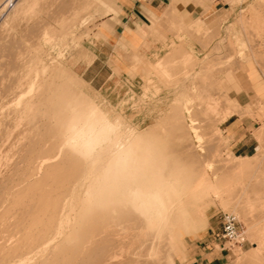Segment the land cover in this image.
<instances>
[{
    "label": "bare ground",
    "instance_id": "1",
    "mask_svg": "<svg viewBox=\"0 0 264 264\" xmlns=\"http://www.w3.org/2000/svg\"><path fill=\"white\" fill-rule=\"evenodd\" d=\"M53 1L57 2V0ZM63 1L61 2L62 5H64ZM171 1L169 11L173 9V11H175V2L173 0ZM34 3L35 0H16L11 4V1L8 2L3 0L1 9L10 6V15H7L8 19H15L14 17L17 16L19 12L30 13V10L28 11L27 9H29L31 5L33 6ZM73 4L74 2H72V5ZM78 4L80 3H76V5ZM56 5L55 3L54 6L56 7ZM65 6L64 7L67 9L68 4ZM71 7L74 9V5ZM83 7L84 6H82V8ZM51 8L53 7L51 6ZM77 8H79V6H77ZM66 9L63 10L66 12ZM46 10L44 13L48 12H46ZM55 10L54 8L52 11ZM70 10L71 8L67 10V13L70 12ZM35 11L36 10L32 11L33 14ZM57 11L58 10H56V12ZM61 12L58 14L63 16L64 22H61L62 19L60 18L58 21L64 24L67 22L66 16L69 20V14L65 15ZM72 12L75 13L77 11ZM50 14L51 17L53 14L54 16L57 15H55V12H49V15ZM31 15L28 16V20L32 18L30 17ZM72 16L70 18H72ZM35 17H37V15ZM56 17H59V15ZM76 18L77 16L73 19L76 20ZM83 18L84 17H82V19ZM42 19H36L38 25L42 23ZM33 21L34 19L32 22ZM39 21L41 23H39ZM51 21H53V18ZM5 23L7 24V22ZM43 24V28L45 26L46 29H39L38 32H35L37 30L34 31L35 25H28L27 29H29V31H26L25 38H34V40L36 39V43L38 38L41 39L43 43H51L50 41L53 38L52 31L55 30L57 32V29H53L52 27V31H50L51 29L47 31V27H51V25L48 26L44 21ZM78 24L80 25V23ZM56 25H58V23H56ZM3 26L7 27L8 25L2 24L0 28L1 31L2 28H4ZM36 28H42V25ZM60 29L63 30L64 28ZM24 30H26V28ZM24 30L23 32H25ZM21 32L22 31H19L20 34ZM59 32L60 31L57 33ZM19 33L16 35L17 37L20 36ZM187 33H189V31ZM54 39L55 38H53V40ZM19 41H23L25 45L27 42L29 43L27 39L24 41L22 37ZM19 41H16V44L13 43V45H17ZM184 41L185 40L181 41L183 45L185 43ZM9 45L12 44L9 43ZM50 45L48 44L47 46L49 47ZM37 46L39 45L34 44V48L30 47L29 43V47L33 48L38 55L37 52L43 47L39 48ZM146 46L148 47L149 45ZM22 47L25 46L22 45ZM6 48L5 50L7 51L8 48ZM11 48H13V46ZM11 48L9 51L12 52L16 49ZM30 48L29 50H31ZM38 48L39 50L37 51ZM24 49L26 50V48ZM29 50L27 49V53L23 50L26 53L25 55L23 52L25 56L28 54L25 59H23L24 55L21 57V54L16 55L18 54L16 52H14L15 55L10 52L12 55H6V57H4L5 59L3 57L0 58V264H165L167 261L173 264L172 255L169 253L167 247H169L175 237L179 238L182 236V232L178 230V227H183L185 233L189 231V227L193 230H198L206 226L207 218L204 212V206L211 202V198L208 195L209 191L213 190L211 191L213 192V196L219 199L225 207L233 205L232 210L237 211L244 208L243 206L245 205H242V200L240 199L242 196L240 198L238 196L233 197L235 194L232 196V193H229L230 195L228 194V196L230 197L227 196L223 198V194H225L224 192H226V190L220 188L214 189L215 184L219 182L222 176V171L230 170L233 166L235 167V165L231 164V162L229 163L230 157L226 156L228 159L230 158L229 160L227 158L219 159L218 157L216 162L219 161L220 163L218 162L219 165H216V167L218 166V170H222L221 174L218 175L217 169H210L209 161H211L212 157H209L210 159L207 158V160L205 159V150L208 148H204V144L201 143V134L198 131L199 126H196V121L198 120L194 117L196 114H194V116L191 114L193 112H191L192 109H190L189 106L190 102L189 104H186L188 102L184 103L180 108L181 118L183 120L184 118L187 119L186 121L180 120L182 123L184 122L183 125L181 122L175 123V120H173L174 118L169 122H174L175 125L178 124V128L181 126L182 132L178 130L180 136L178 135L179 137H177L176 134L172 136L175 138L182 137L186 140L180 145L174 144L172 146L171 143V147H167L169 145H164L165 142L161 145V142V144H159L161 149L158 150L157 147L156 149L147 145V143H150L147 142V138L149 137L148 134L151 136L148 132H150L151 129H156L154 125L158 121H154L155 124L143 131L137 130V126L134 127V125L133 127L129 125L128 128H124L125 125L122 126L121 123L122 118L119 120L117 116L113 115V117L109 114V112L113 111L111 108H109L111 111L108 110V108L105 109L106 107L104 110L98 103H95L93 99L94 102L90 100L88 94L84 92L88 96L86 97L83 93H80L79 89H77L78 87L76 88L74 86L78 81L74 73H68V71L63 70L68 74L64 73V75H67L65 78L66 75L64 76L62 71L57 72V70L55 72L57 68H61L60 70L64 69L61 66L58 67V65L62 63L57 65L56 62H53L55 64L51 65L52 62L50 64L49 62L52 60H50L47 64H43L41 59H38L41 56H34ZM17 51H19V49ZM43 52L45 53L44 50ZM43 52L40 51V55H43ZM185 52L186 51H184V53ZM188 53L189 52H186V54ZM186 54V57L191 55ZM57 56H59V54ZM34 57L37 58L38 61L37 59L35 60ZM51 58L55 59L53 57ZM153 60H155V58ZM166 65H164L162 59H158L155 65L153 64L151 66H153L155 70H161L162 72L164 66L167 67ZM145 68L142 70H147ZM148 70L147 72L149 73ZM70 73H72L71 76L74 75L76 81L74 78H70ZM60 75H63V79H57ZM78 83L80 82L78 81ZM146 89L144 88V90ZM204 90L206 91V89ZM59 93L64 94L66 98L64 99L66 101L62 100V102L59 96H57L58 98L56 97V99H58L60 103L57 102L58 100L55 101L54 97ZM143 94L145 96V93ZM188 97L185 98L188 100ZM210 98L211 97H209V99ZM186 99L184 100L186 101ZM209 99L207 103L205 102L207 105L206 108H208L209 111L212 110L215 116L216 113H218V120H223L230 114L231 109L227 106L225 107V105L221 107L220 110L218 109L221 105L219 99L220 103L213 98L211 100ZM177 104L179 105V103ZM169 115L170 114H168V116ZM165 117L167 116L165 115ZM165 117L163 118L166 119ZM169 128L172 127L169 125ZM178 132L175 131V133ZM153 134H156V132ZM168 135H166V137ZM222 141L225 140L222 139ZM211 142H213V140ZM152 143H154V141ZM212 144H214V142ZM224 145L226 146V144ZM209 148H212V145H210ZM218 148L220 147H217V149ZM168 152H172V155L175 154V157L178 154L177 156L181 157L182 160H185L184 162L188 164L184 165L182 163L183 161H179L183 165L178 164L179 162L175 163L177 161L175 160L174 162L171 159V154L170 158H168L169 154L168 156L166 155ZM209 152H212V150ZM211 155L213 156L214 154ZM247 156L248 155H235V157L239 158H245ZM179 157H177L178 160H180ZM244 158L241 159V161L244 160ZM237 160L240 159L236 158V161ZM213 161L214 159L211 163ZM244 162L242 161L241 163L244 164ZM242 164L240 165L242 166ZM237 165L238 167L240 166L239 164ZM208 171H210V173H208ZM223 175L225 179L226 173ZM221 179H223V177H221ZM223 180L221 181L223 182ZM4 184L7 186L5 189ZM234 192L237 193L236 189ZM246 209L249 210L250 208L247 207ZM246 209H244L245 212ZM237 211L236 213H238ZM246 213L248 214L249 212L247 211ZM240 214H242V212ZM263 215L262 213V216ZM262 220H264V218ZM245 221L248 225V229H250L251 226H249L250 223L247 221V215L244 217V222ZM198 223L199 227L196 226ZM261 227H264L263 224ZM259 228L258 230L262 229ZM246 231L247 230H245V233ZM250 231L248 230L247 232ZM258 236L259 234L255 238L258 239L262 237ZM257 243L258 244L255 243L254 246L255 251H257L256 249H258V246L260 247L261 241ZM262 246L261 248L263 249ZM173 247H175V245Z\"/></svg>",
    "mask_w": 264,
    "mask_h": 264
},
{
    "label": "rangeland",
    "instance_id": "2",
    "mask_svg": "<svg viewBox=\"0 0 264 264\" xmlns=\"http://www.w3.org/2000/svg\"><path fill=\"white\" fill-rule=\"evenodd\" d=\"M15 1L16 0L14 1L11 0V4H13V2ZM62 1L57 0L58 2L57 3L53 0L52 1L51 0L50 1L48 0H37L36 1L35 0V3H38V4L34 3L33 6L31 5L29 9H27L28 11L30 10V13L25 12V11H23L25 13L19 12L18 15L14 17L15 19L9 17L11 19L10 20L8 19L7 15H10L9 8L11 7L9 6L7 8L5 7L4 9H1L3 0H0V28L2 27V24L8 25L7 27L3 26L4 28H2V31L0 30V40H1L0 41V53H1L0 58L1 57L4 58L6 57V55H10L11 53L13 54L14 52L18 53L16 55L21 54V57H22V55H24L25 52L26 53L28 52L27 49L29 50L30 47L34 46V44L39 45L37 46L39 48L43 47L40 50L39 48L37 49V51L39 50V52H37L38 55L35 53L33 49L34 47L30 48L31 50L29 51L31 54L33 53L32 55L34 56H37V57L41 56L38 59H41V62L43 64H47L48 61L50 60H52L49 62V64L52 62L51 65L55 64L53 62H56L57 65L62 63L58 65V67L61 66L64 69L60 70L61 68L60 69L57 68L55 72L57 70H58L57 72L62 71L63 75L64 73L67 74V72L63 70L68 71V73L69 72L74 73L75 77L78 79L80 83H78V81L77 83L75 82L76 80H75L74 75H72L73 77L71 76L72 73H70L69 75L71 76L70 78H74L75 80L74 82L76 83V85L77 84L79 85V86L78 85L77 86L74 85V86L76 88L78 87L77 89H79L80 93H83V95H85L86 97L89 96L88 98L90 100L93 99L95 103H98L103 109L106 107L105 109L108 108V110H110L109 108H111V110L113 111L111 110H110L111 112H109L108 110L106 111H108L109 114H111L112 116L113 115L117 116L119 120L120 118H122L121 123H122V126L125 125L124 128L126 127L128 128L129 125H131L130 127H133L134 125V127L137 126L138 128L137 130L143 131V130L149 129V126H152L153 124H155V122L158 121L157 122L158 124L156 123L157 126L156 124L154 125L155 126L154 128H156L157 130L151 129L150 132H148L151 134V136L148 134L149 137L147 138V142H150V143H147V145L150 147L152 146L153 148L157 147L158 150L161 149L159 147L160 146L159 144H161V142H162L161 145H163V143L165 142L164 145H169L167 147H171L170 145L171 143H172V146L174 144L180 145V144H183L184 140H186V139H183L182 137L175 138L172 135L176 134L177 137L180 136L179 135L180 132H178V130L181 131V126L179 125L180 128H178V124L175 125V123H178V122L182 123V121H180V120H183L181 118L180 108L184 105V103L188 102L186 104H189L190 102L189 106H190V109H192L191 112H193L191 114L193 116L194 114H196L194 117L196 118V120H198L196 121L197 122L196 126H199V128L198 127L197 128H198L199 133L201 134V140H202L201 143L204 144L203 145L204 148H208L205 150L206 158L205 157L204 158L207 160V158L210 159L209 157H212L211 161L214 159L212 163L211 161L208 160L210 162V169L211 170L217 169L218 175L221 174L222 170H218L217 168L218 166L216 167V165H219L220 163L218 160L217 161L219 163L216 162V159H218V157L219 159L230 157L232 160L230 158H229L230 160L227 158L229 160V163L231 162V164L235 165V167L233 166L234 171H233V168L227 171H224V170L222 171V176L221 175L220 176L223 177L224 179L223 174L226 173L225 175L226 180L225 179L223 180L220 177L219 182L215 184L214 186L215 188L214 187L213 188L215 190L219 188L225 189L227 194L226 192H224L225 193L223 194L224 196L222 195L223 198H226L229 193L230 194L232 193L231 194L232 196L233 194H235L233 197L238 196L240 198L242 196L240 199L242 200V205L244 204L245 206H243L244 208L241 209L242 211L232 210L233 205H230L231 207L230 206L225 207L224 204H222L219 201V199L213 196V192H211L213 190L211 191L208 190L209 191L208 195L211 198V202L204 206V212L207 218V224L205 227H202L198 230H193L191 229V227H189V231L185 233H184L183 227L182 228L178 227V230L182 232V236L179 238L175 237L172 240L169 247H167L169 249V253H171L172 255L173 264H180L182 257L185 256L188 249L198 244L199 241L203 240L205 237L212 239L208 235V233H210L209 231L211 228H215V231L219 229L221 225L220 224L221 215L224 212H232L237 215L238 221H239V228L244 237V241L242 243L235 244L232 246H225L224 249H222L221 246L218 245L217 241L212 240L214 244L218 245L216 246L217 248L219 247L218 249L225 252L226 259L224 261V264H262L264 263V253H263L264 252L263 251L264 250V242H263L264 241L263 239L264 238L263 237L264 227L263 228L261 227L262 224L264 226V220H262L264 218V215L262 216V213L264 214V206H263L264 205V0H173L175 2L174 7L176 10L173 11L174 10L173 9L170 11V13H168V15L167 14L165 15V17L168 19H165L163 16H160V17L153 18L150 21H148L147 25H145L144 29L142 30L143 41L140 43L139 46L137 47L122 46L121 50L117 51V56L119 57V60L117 61L114 60L116 64L118 65L114 66L113 72H114V76L116 77L118 76L119 78L116 79L117 84H116L115 90L111 91L110 93L112 95L109 94L108 97L105 94L104 90H99L95 87H92L89 83L84 81L80 77V75H78V73L76 72L75 65L79 59H85L86 61H89L88 56H86L87 46L92 40V38L97 37V34H98L97 30L104 27L105 25L104 19L106 18L107 14L109 12L114 11L115 0H93V2L92 0H88V1L81 0L83 2H81L80 0H64L65 1V3L63 1L64 5H62L61 3ZM49 2H52V3H49ZM54 2L58 6L56 5L55 7ZM72 2H74L73 4L74 9L73 7H71L73 6ZM78 2L80 4L76 5V3ZM171 2L172 1L169 0L168 6H170ZM60 3L63 7L68 4L67 9L65 8L66 6L63 8L60 5ZM46 4L47 6L51 4L49 5L50 7L48 6L50 9L46 6ZM81 5L84 7L82 8ZM51 6L53 8H51ZM77 6H79V8H77ZM54 8L58 10L59 12L62 11L61 12L62 14H65V15L69 14L68 15L69 20L67 16L66 17L64 16L65 18H67V20L64 19L67 22L64 24L60 23L58 19L60 18L62 19L61 22H64L62 18L63 16L61 14H58L59 12L58 11L56 12V10L52 11L54 10ZM62 8L64 10L66 9V12ZM69 8H71V10L70 12L67 13V10ZM34 10L36 11L33 14L32 11ZM45 10L46 12L47 11L48 12L44 13ZM72 11H77V12H75L76 13L75 14ZM49 12H52V13L55 12V15L56 14H57L56 16L59 15V17L54 16V14L51 17V14L49 15ZM71 12L72 14L74 13L73 16ZM31 14L34 16H32ZM43 14H45L46 16L48 15L49 18L48 16L46 17ZM29 15H31L30 17L32 18L31 19L29 18L28 20ZM36 15L37 17H35ZM75 15L77 16L76 20L73 19L74 17H76ZM71 16L72 18H70ZM82 17L84 18L82 19ZM52 18L54 22L58 23V25H56V23L51 21ZM5 19H8V20L4 21ZM33 19L34 21L32 22ZM36 19L38 20L42 19L46 24H48V26L51 25V27L49 26L50 28L47 27V31L48 29H51L50 31H52V27L53 29H57V32L60 31L59 33H57L55 30L52 31V37L55 38L54 39L55 41L52 38L50 41L51 43H43V41L38 38V40L40 41L37 40V43L39 42L40 44L39 43L37 44L36 39L34 40V38L32 39L31 37L25 38L26 37L25 34L29 31L27 27L28 25L30 26V24L35 25L34 26L35 28L37 26L40 27L42 25V28H36V29L34 28V31L37 30L35 32H38L39 29L44 30L45 26L43 28V25H44L43 21L41 20L42 23L39 21V23L41 24L38 25L37 23L38 21H36ZM193 19L195 20L192 21ZM5 22H7V24ZM78 23H80V25ZM182 27L183 28L185 27L189 31V33H187L188 31L185 28L183 29ZM23 28L24 29L26 28V30H24ZM60 28H64L66 30L64 29L62 30ZM23 30L25 32H23ZM19 31H22L24 34L21 32L22 34L21 36ZM53 32H54V35H53ZM18 33L20 36L17 37L16 35H18ZM56 35H57V38H56ZM21 37L23 38L24 41L26 39L29 41L30 47H29L28 42H27L28 45L27 43L25 45L23 41H19ZM182 40H185L184 42L186 44L184 43L183 45L181 42ZM16 41H19L18 43H20V44L17 43L18 47L17 45H13V43L16 44ZM8 42L12 45H9ZM48 44L49 45L52 44V45L48 47L47 46ZM22 45H24L25 47H22ZM146 45H149V46L147 47ZM12 46L13 48L17 47L19 51H17L18 50L17 48H16L17 50L14 49L13 52L9 51ZM5 48L7 49V51L5 50ZM24 48H26V50ZM43 50L45 51V53L43 52ZM21 51L22 53L23 52L24 53L22 54ZM40 51L43 52V55L42 54L40 55ZM184 51L189 52L188 54H191V55L186 54V52L184 53ZM58 54L59 56H57ZM185 54L188 55V57H186ZM13 55H15V53ZM25 55L23 56L24 57L23 59H25L28 56V54L27 56ZM51 57L55 59H52ZM154 58L155 60H153ZM34 59L36 60L37 58L34 57ZM156 59L157 60L162 59V62L164 63V65L167 64L166 65L167 67L164 66V70H162V72L161 70H155V68L151 66L153 64L155 65L157 61ZM53 60H56V61H53ZM142 65L144 66V68L146 67L145 69L147 70L149 68L148 70L149 73L147 72V70H144V71L142 70L144 69ZM186 67L189 69H187ZM63 75H60V77H58L57 79L62 78ZM67 75L65 76V78L67 77ZM81 81H82V84H81ZM144 88L145 89L147 88V89L144 90ZM204 89H206V91ZM84 92L88 94V96ZM200 92L201 93L204 92V93H202L201 95ZM143 93H145V96ZM57 96H59V99L61 97V101L62 100L64 101L66 99L63 93H59L55 95L54 97L55 101L58 100L56 99ZM188 96L190 97V99ZM208 96L211 98L209 99ZM185 97L186 98L188 97L189 101ZM199 97H201L202 99ZM212 98L218 102L220 100L221 103L220 102L219 103L221 105L220 106L218 105L219 110L224 105L225 107L226 106L229 107L231 109V110L229 109L231 113L230 115H232V117H239L250 128V131L253 137L251 139L253 142L250 148L248 149V152L244 154V155H248L247 157L245 158L235 157V154L229 148L228 138L223 131L224 120L227 117L224 120H220V119L218 120V113H216V116H215L214 115L215 113L212 110L209 111V109L206 108L207 107L206 103L208 102V99L211 100ZM184 99H186V101ZM122 100H124L125 102ZM178 100L179 101L181 100V101L179 102ZM57 102L60 103L59 100ZM177 103H179V105ZM169 106H170V109H169ZM176 112H178L180 115ZM211 112H212V115H211ZM167 113L170 115L168 116ZM117 114L120 116H118ZM165 115L168 118L165 117ZM163 117H165L166 119H164ZM172 119L175 120L174 121L175 123L174 122L169 123L170 121H172ZM186 120L187 119L184 118L183 121H186ZM206 122H209L210 124ZM168 124L172 128H169ZM153 131L156 132L157 135L153 134L154 133ZM175 131H177L178 133H175ZM219 134H220V137H219ZM153 135H155L156 137ZM166 135L168 136L166 137ZM165 138H169V139H165ZM219 138L220 139L222 138L225 141H222V139L220 140ZM152 140L154 141V143H152L153 142ZM207 140H210V141H207ZM212 140L214 144H212L213 143L211 142ZM208 142L209 143L211 142V143L209 144ZM208 144L209 146L212 145V148H209ZM224 144H226V146ZM217 147H220V148L217 149ZM208 150L209 151L212 150V152H209ZM171 153L172 152L170 153L168 152L166 154L167 156L169 154L168 158L171 157L172 155ZM211 154H214V155L212 156ZM177 155L175 157V154H173L171 158L174 162L175 160L177 161L175 163H178L179 161L180 162L183 161L182 163L184 165L188 164L184 162L185 160H182V158ZM236 156H239V155H236ZM177 157H179L180 160H178ZM236 158L240 160H237L238 161L237 162ZM243 158L244 160L242 161L243 162L245 161L244 164L241 163L242 162L241 159ZM180 162L178 164L183 165ZM246 162H247V165H246ZM237 164L239 165L242 164L243 167L240 165L241 167L239 166L240 167L239 169ZM208 173H210V171H208ZM229 176L231 179L229 178ZM221 180H223V182ZM6 184H4V189L8 186V184L7 186H5ZM235 189L237 193L234 192ZM247 207L252 210L249 209L250 210L249 211L248 209H246ZM244 209H246V212L247 211L249 212L248 214L250 216L244 211ZM236 211L238 213H236ZM240 211L242 212L243 215L240 214L241 213ZM258 213L261 215H259ZM246 215H247V221L248 223H250L249 226H251L250 227L251 231L250 229H248V225L246 224V221L244 222V217H246ZM196 226L199 227V223ZM259 227L262 229H260ZM258 228L260 230H258ZM254 229L258 230V231L256 230L257 233L260 232L258 233L259 234L258 237L260 236L262 237L260 238L257 237L260 240L255 238L258 234L256 233ZM245 230L247 231L249 230L250 232L246 231L245 233ZM262 231H263V234H262ZM255 233L256 235L254 236ZM173 241H174V244H173ZM256 241L257 242L261 241L260 247L258 246L257 247L258 249H256L257 251H255L254 249L255 243L258 244ZM174 245L175 247H173ZM261 246L263 247V249L261 248ZM166 263L168 264L169 262L167 261Z\"/></svg>",
    "mask_w": 264,
    "mask_h": 264
},
{
    "label": "crops",
    "instance_id": "3",
    "mask_svg": "<svg viewBox=\"0 0 264 264\" xmlns=\"http://www.w3.org/2000/svg\"><path fill=\"white\" fill-rule=\"evenodd\" d=\"M168 5L169 0H115L114 11L104 19L107 26L98 29L97 37L87 46L89 61L79 59L75 65L78 75L92 87L104 90L108 97L119 78L113 72L114 66L118 65L114 60H119L117 51L122 46H139L143 41L144 26L153 18L163 16L166 19L165 15L170 13ZM229 115L223 119L229 148L235 155H244L253 142L252 133L243 120ZM209 232L212 239L205 237L188 249L180 264H224L225 252L212 242L215 228Z\"/></svg>",
    "mask_w": 264,
    "mask_h": 264
},
{
    "label": "built area",
    "instance_id": "4",
    "mask_svg": "<svg viewBox=\"0 0 264 264\" xmlns=\"http://www.w3.org/2000/svg\"><path fill=\"white\" fill-rule=\"evenodd\" d=\"M11 1V0H5ZM14 1V0H12ZM219 229H217L213 238L217 241L218 245L221 246L222 249L225 246H232L235 244H240L244 241V237L239 228V221L236 214L232 212H224L221 215V223Z\"/></svg>",
    "mask_w": 264,
    "mask_h": 264
}]
</instances>
